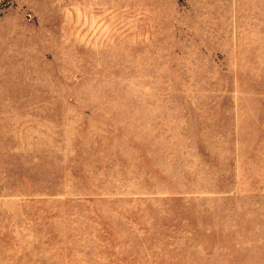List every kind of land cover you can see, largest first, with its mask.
Segmentation results:
<instances>
[{
	"label": "rangeland",
	"instance_id": "obj_1",
	"mask_svg": "<svg viewBox=\"0 0 264 264\" xmlns=\"http://www.w3.org/2000/svg\"><path fill=\"white\" fill-rule=\"evenodd\" d=\"M0 264H264V0H0Z\"/></svg>",
	"mask_w": 264,
	"mask_h": 264
}]
</instances>
